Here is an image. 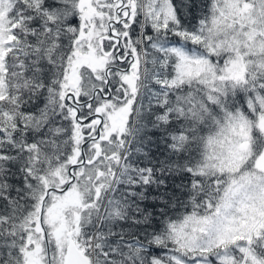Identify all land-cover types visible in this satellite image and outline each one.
Segmentation results:
<instances>
[{
  "label": "snow or ice",
  "instance_id": "1",
  "mask_svg": "<svg viewBox=\"0 0 264 264\" xmlns=\"http://www.w3.org/2000/svg\"><path fill=\"white\" fill-rule=\"evenodd\" d=\"M0 264H264V0H0Z\"/></svg>",
  "mask_w": 264,
  "mask_h": 264
}]
</instances>
